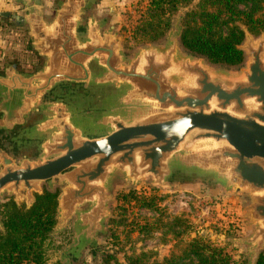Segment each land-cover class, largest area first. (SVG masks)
<instances>
[{
	"label": "water",
	"instance_id": "95a60500",
	"mask_svg": "<svg viewBox=\"0 0 264 264\" xmlns=\"http://www.w3.org/2000/svg\"><path fill=\"white\" fill-rule=\"evenodd\" d=\"M95 1L53 0L49 17L43 0L19 1L14 24L25 27L42 62L32 72L3 66L0 129L40 108L31 131L44 140L35 160L16 162L0 148V197L25 198L28 206L41 183L62 185L54 232L72 221L65 251H74L105 233L115 178L160 188L172 176L211 181L247 196L251 230L233 241L245 247L247 264H257L264 257V33L254 39L242 30L237 48L246 61L238 70L211 68L182 51L178 25L163 44L126 56L114 26L90 12ZM61 83L82 86L81 105L41 102Z\"/></svg>",
	"mask_w": 264,
	"mask_h": 264
},
{
	"label": "rangeland",
	"instance_id": "374dc122",
	"mask_svg": "<svg viewBox=\"0 0 264 264\" xmlns=\"http://www.w3.org/2000/svg\"><path fill=\"white\" fill-rule=\"evenodd\" d=\"M9 1L10 6L0 5V11L15 5L14 0ZM146 1L96 0L90 12L97 18L106 20L107 26H114L113 30L121 38L122 51L126 56H130L141 47L163 44L168 32L176 25L180 27V35L177 38L180 48L186 53L195 55L182 46L180 36L184 27L182 22L184 15L191 9L198 8L199 0H191L180 6L170 15L169 25L163 34L152 39L142 33L134 32L139 10L146 5ZM52 2L53 0H45L48 6H52ZM249 6L237 5V9L244 11L250 8ZM232 26H236L241 31L246 30L254 39L264 33V30L251 33L239 21L223 18L217 28V35H226ZM22 38L24 39L23 36ZM243 40L244 34L236 45L237 50H239L237 46L241 45ZM239 51L242 54L241 61L231 66L211 63L204 56H195L202 57L211 68L238 70L246 61L244 52ZM80 98L81 102L79 99L78 102L71 103L81 105L84 99L83 96ZM45 184L40 185L44 188L43 194L45 192L53 194L50 191L55 186L58 188L53 194L54 224L44 244L45 264H131L133 262L165 264L164 259H173V262L178 264H198V258L190 247L195 238L223 248L235 260L247 264L245 247L233 241L247 236L251 230L244 216L248 204L247 196L226 193L211 181L172 176L169 180L170 187L160 188L153 186L150 180L124 186L122 179L115 178L109 190L112 200L108 202L109 216L104 222L105 233L97 235L95 246L85 245L74 251H65L73 242L72 221H68L61 231L54 232L58 227L57 196L61 192L62 185L55 183L49 188ZM12 199L14 195L7 193L0 197V217L2 213L8 211L11 202L13 203ZM24 199L14 200L21 204L19 207L14 204L21 211L33 205L32 201L27 206ZM67 259L69 262H66Z\"/></svg>",
	"mask_w": 264,
	"mask_h": 264
},
{
	"label": "trees",
	"instance_id": "16d2710c",
	"mask_svg": "<svg viewBox=\"0 0 264 264\" xmlns=\"http://www.w3.org/2000/svg\"><path fill=\"white\" fill-rule=\"evenodd\" d=\"M191 0H147L139 10L135 33L148 38L161 36L170 22V15ZM237 5H250L244 11ZM223 18L239 21L251 33L264 30V0H199V6L183 17L182 46L189 52L204 56L211 63L235 65L242 59L236 45L243 33L236 26L229 32L217 35V28ZM194 19V20H193ZM54 195L45 192L37 195L29 209L21 211L14 203L2 213L0 230V264H45L44 244L54 224ZM198 264H245L235 260L223 248L195 238L190 245ZM165 264H178L173 259H164ZM145 264V263H131ZM156 264H162L156 263ZM257 264H264L260 256Z\"/></svg>",
	"mask_w": 264,
	"mask_h": 264
},
{
	"label": "flooded vegetation",
	"instance_id": "af4514ba",
	"mask_svg": "<svg viewBox=\"0 0 264 264\" xmlns=\"http://www.w3.org/2000/svg\"><path fill=\"white\" fill-rule=\"evenodd\" d=\"M40 57L32 53V63L26 67H20L24 71H33L41 64ZM6 62L0 64V76H4L3 66ZM82 86L75 83H61L51 88L42 96V103L61 101L63 103L78 102L81 100ZM43 118V111L40 108H36L29 113L27 117L19 124L13 125L11 128L0 129V148L16 162L20 160H35L40 154V145L44 140L43 134H33L31 128L35 126ZM46 186V184H45ZM41 187V193L37 194L32 192L35 197L41 195L44 192L43 186ZM58 189L56 186L51 193L55 194ZM16 206H20L12 199ZM26 203V199H24ZM34 201L32 203H34ZM23 204L26 207V204ZM32 205V204H31ZM66 262H69L67 259Z\"/></svg>",
	"mask_w": 264,
	"mask_h": 264
},
{
	"label": "crops",
	"instance_id": "0c3cea01",
	"mask_svg": "<svg viewBox=\"0 0 264 264\" xmlns=\"http://www.w3.org/2000/svg\"><path fill=\"white\" fill-rule=\"evenodd\" d=\"M19 1L20 0H14V6L11 5V8L3 9L5 11L8 10L7 12H10L9 17H0V64L4 62H6V64L15 63L17 65L18 70L24 71L20 67H26L27 65H30V63H32V53H35L34 51L28 48L29 42L26 35L25 27L14 24V17L20 15L21 5L19 4ZM43 1L46 6L45 14L47 17H49V9L52 6H48V4L45 3V0ZM10 4L11 3L9 0H3L0 2V5H4L5 7L10 6ZM22 36L24 37V39L22 38Z\"/></svg>",
	"mask_w": 264,
	"mask_h": 264
}]
</instances>
